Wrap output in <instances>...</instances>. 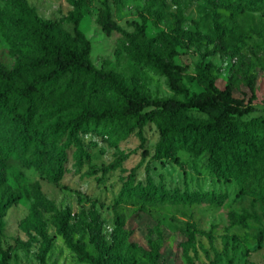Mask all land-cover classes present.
I'll return each mask as SVG.
<instances>
[{
    "label": "rangeland",
    "instance_id": "obj_1",
    "mask_svg": "<svg viewBox=\"0 0 264 264\" xmlns=\"http://www.w3.org/2000/svg\"><path fill=\"white\" fill-rule=\"evenodd\" d=\"M26 1L41 18L57 22L64 32L72 33V25L62 22L72 9L67 0ZM109 4L114 20L129 35L105 32L97 20L102 0H85L80 28L91 40L90 59L97 67L117 74L143 96H173L165 77L136 59L134 23L145 22V45L149 49L163 48L158 37L161 30L174 39L179 67L176 75L190 92L206 91L196 68L207 63L219 87L231 80L234 97L253 107L243 119L264 116V0H109ZM178 9L183 15L181 24L176 20ZM217 30L224 31L226 46L210 53ZM33 57L27 35L15 20L14 0H0L1 62L12 68ZM248 77L254 84L252 100ZM31 80L29 72L17 77L22 85ZM97 98L103 101L106 95ZM189 114L204 117L197 111ZM158 135L153 124L135 129L120 140L101 129L83 132L80 136L89 162L77 167L71 149L58 182L51 181L48 174L56 156L52 147L41 155L42 167L32 159L39 154L33 147L26 156L13 153L6 162V177L20 197L3 217L1 247L9 256L3 259L0 254V264H40L41 258L46 264H86L77 260L55 225V210L66 209L73 239H79L90 252L94 250L84 216L88 220V211L97 210L102 233L110 243L114 213L118 212L127 233L129 261L125 264H146L152 252L149 242L154 240L159 241L158 264H264V174L249 180L243 189L242 183L229 174L220 177L212 171L207 153L177 150L183 167L169 159H154ZM39 136L46 143L48 132ZM19 138L20 128L0 110L1 142L20 153ZM117 158L121 160L119 166L101 179L85 174L91 166L100 168ZM127 180L135 188L156 185L175 200L146 201L141 208L142 199H128L116 206ZM260 232L263 236L258 240ZM113 260L114 264L124 263L121 254Z\"/></svg>",
    "mask_w": 264,
    "mask_h": 264
},
{
    "label": "trees",
    "instance_id": "obj_2",
    "mask_svg": "<svg viewBox=\"0 0 264 264\" xmlns=\"http://www.w3.org/2000/svg\"><path fill=\"white\" fill-rule=\"evenodd\" d=\"M67 1L72 9L62 17V22L72 25V33L64 32L57 22L41 18L26 0H14L16 23L25 31L34 57L12 68L0 60V110L20 128L21 145V152L15 153L0 140V254L3 259L9 256L1 247L3 217L20 197V192L10 186L6 177V162L13 153L26 156L33 147L39 154L31 157L38 167H42L41 155L52 147L56 156L48 174L51 181L58 182L71 149L77 167L89 162L81 133L101 129L120 140L135 129L140 131L146 124H153L159 134L152 155L154 159H169L183 167L177 150L207 153L210 169L220 177L229 174L242 183L243 189L249 185V180L260 179L264 174V116L243 119L253 111V107L234 97L231 80L224 87H219L209 65L200 63L196 73L205 84L206 91L190 92L176 75L179 67L175 63L174 39L161 30L158 37L163 48L151 50L145 45L148 39L145 22H135L136 59L164 76L174 93L168 97L143 96L137 87L128 85L117 74L97 67L91 61V40L80 28L85 0ZM175 15L177 23L181 24V10L178 9ZM97 20L108 34L129 35L114 20L109 0H102ZM216 36L210 53L226 46L224 31L217 30ZM22 72L30 73L31 82L23 85L17 82ZM246 84L252 100L255 98L253 79L248 77ZM100 94H105L106 99L99 101L97 96ZM190 111H197L204 117L192 116ZM46 131L49 146L39 139V135ZM120 161L117 158L100 168L91 166L85 174L101 179L102 175L116 169ZM151 185L135 188L131 180L125 181L115 205L128 199H142V208L146 201L175 200L172 196L167 197V191L160 192L159 187ZM55 217L58 231L79 262L114 264L113 258L120 254L123 264L129 261L127 233L123 217L118 212L114 213L110 243L102 233L97 210L88 211V220L84 216L85 231L94 252L88 251L79 239H73L67 209L55 210ZM262 236L260 232L258 240ZM149 245L152 252L148 254L146 264H158L159 241H151ZM40 264H46L44 258L40 259Z\"/></svg>",
    "mask_w": 264,
    "mask_h": 264
}]
</instances>
